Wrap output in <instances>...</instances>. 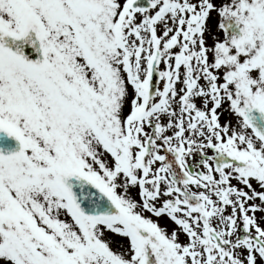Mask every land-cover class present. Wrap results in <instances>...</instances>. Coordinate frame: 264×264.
<instances>
[{
	"label": "snow or ice",
	"instance_id": "6c2138e0",
	"mask_svg": "<svg viewBox=\"0 0 264 264\" xmlns=\"http://www.w3.org/2000/svg\"><path fill=\"white\" fill-rule=\"evenodd\" d=\"M0 132V264H264V0H0Z\"/></svg>",
	"mask_w": 264,
	"mask_h": 264
},
{
	"label": "water",
	"instance_id": "95a60500",
	"mask_svg": "<svg viewBox=\"0 0 264 264\" xmlns=\"http://www.w3.org/2000/svg\"><path fill=\"white\" fill-rule=\"evenodd\" d=\"M16 145L15 139L8 137L6 133L0 132V146L5 149H13Z\"/></svg>",
	"mask_w": 264,
	"mask_h": 264
},
{
	"label": "flooded vegetation",
	"instance_id": "af4514ba",
	"mask_svg": "<svg viewBox=\"0 0 264 264\" xmlns=\"http://www.w3.org/2000/svg\"><path fill=\"white\" fill-rule=\"evenodd\" d=\"M215 15V14H214Z\"/></svg>",
	"mask_w": 264,
	"mask_h": 264
}]
</instances>
